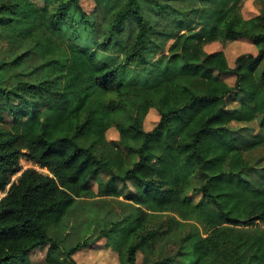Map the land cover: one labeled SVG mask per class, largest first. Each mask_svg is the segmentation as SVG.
Instances as JSON below:
<instances>
[{
	"label": "trees",
	"instance_id": "16d2710c",
	"mask_svg": "<svg viewBox=\"0 0 264 264\" xmlns=\"http://www.w3.org/2000/svg\"><path fill=\"white\" fill-rule=\"evenodd\" d=\"M79 1L0 0V264H34L47 245L39 264H79L89 242L64 248L50 229L102 197L135 205L99 236L119 264H264V189L230 128L264 116V0L251 18L242 0H95L110 20L98 50L118 64L63 30L71 10L87 15ZM240 38L257 54L206 49Z\"/></svg>",
	"mask_w": 264,
	"mask_h": 264
},
{
	"label": "rangeland",
	"instance_id": "374dc122",
	"mask_svg": "<svg viewBox=\"0 0 264 264\" xmlns=\"http://www.w3.org/2000/svg\"><path fill=\"white\" fill-rule=\"evenodd\" d=\"M40 5L45 0H36ZM80 5L86 12L82 17L79 12L71 10L63 20L62 28L69 39L82 46L89 47L98 52L100 59L118 64L123 57L109 55L98 50L100 43L110 27L109 18L95 10V0H80ZM199 3L200 0H199ZM199 3H197L199 5ZM242 13L244 17L251 18L259 13L256 0H242ZM186 23L200 29L198 20L193 15H187ZM188 30L185 28L184 31ZM169 41L166 48L172 43ZM208 51L224 49L231 64L241 53L257 54V48L252 41L240 38L223 46L219 42L210 43L206 46ZM220 78L230 84H234L235 75L219 73ZM243 97L229 99L228 109H233L240 104ZM159 112L152 108L146 114L144 126L147 130L152 129L158 123ZM230 128L234 130L233 138L243 149L245 157L251 161L253 168L246 174V177L255 187L264 189V116H258L248 123L233 121ZM109 140L119 139V131L112 127L107 132ZM258 142V143H257ZM257 143V144H256ZM23 168L31 166V163L22 160ZM93 187H97L96 180L92 181ZM135 205L123 197H102L94 199H79L71 207L62 221L53 225L50 234L61 242L62 247L69 248L80 241H87L89 245L80 249L75 255L79 264H119V255L112 246H107V238H100L103 229H110L114 224L129 215ZM49 245L37 249L30 254V260L34 264L45 261ZM143 254L139 253L137 264H142Z\"/></svg>",
	"mask_w": 264,
	"mask_h": 264
}]
</instances>
